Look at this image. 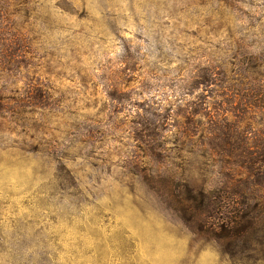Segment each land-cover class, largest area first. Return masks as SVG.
Masks as SVG:
<instances>
[{
    "label": "rangeland",
    "instance_id": "obj_1",
    "mask_svg": "<svg viewBox=\"0 0 264 264\" xmlns=\"http://www.w3.org/2000/svg\"><path fill=\"white\" fill-rule=\"evenodd\" d=\"M263 137L264 0H0V264H257L189 198Z\"/></svg>",
    "mask_w": 264,
    "mask_h": 264
},
{
    "label": "trees",
    "instance_id": "obj_2",
    "mask_svg": "<svg viewBox=\"0 0 264 264\" xmlns=\"http://www.w3.org/2000/svg\"><path fill=\"white\" fill-rule=\"evenodd\" d=\"M204 136L207 138L208 132ZM215 138L213 134L212 139ZM257 142L262 147H252L251 151L245 148L236 154L239 166L249 171L236 192L229 191V195L216 199L209 190L201 189L189 201L192 205L208 201V208L219 214L213 216L207 230L221 246L232 244L234 252H245L255 263L264 264V137Z\"/></svg>",
    "mask_w": 264,
    "mask_h": 264
}]
</instances>
